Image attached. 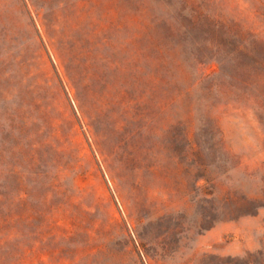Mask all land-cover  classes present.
Here are the masks:
<instances>
[{
	"label": "rangeland",
	"instance_id": "374dc122",
	"mask_svg": "<svg viewBox=\"0 0 264 264\" xmlns=\"http://www.w3.org/2000/svg\"><path fill=\"white\" fill-rule=\"evenodd\" d=\"M139 31L127 0H0V264H264V112L221 100L215 144Z\"/></svg>",
	"mask_w": 264,
	"mask_h": 264
},
{
	"label": "trees",
	"instance_id": "16d2710c",
	"mask_svg": "<svg viewBox=\"0 0 264 264\" xmlns=\"http://www.w3.org/2000/svg\"><path fill=\"white\" fill-rule=\"evenodd\" d=\"M140 17V48L153 63L158 81H167L171 100L183 106L193 126L201 118L207 138L224 147L214 111L221 104L250 102L264 112V48L261 33L245 19L225 15L217 0H127ZM257 18L264 22V0H255ZM247 27H246V26ZM254 25V22L253 24ZM231 64L228 80L198 75V66L210 58ZM209 54L210 57H206ZM194 68L196 74L194 76ZM165 79V80H164Z\"/></svg>",
	"mask_w": 264,
	"mask_h": 264
}]
</instances>
